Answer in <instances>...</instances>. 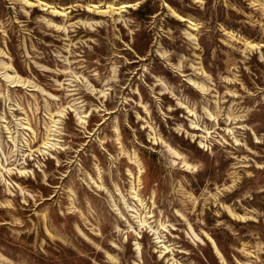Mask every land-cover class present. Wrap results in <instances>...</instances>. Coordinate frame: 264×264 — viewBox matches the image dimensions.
<instances>
[{
  "label": "rangeland",
  "instance_id": "obj_1",
  "mask_svg": "<svg viewBox=\"0 0 264 264\" xmlns=\"http://www.w3.org/2000/svg\"><path fill=\"white\" fill-rule=\"evenodd\" d=\"M0 264H264V0H0Z\"/></svg>",
  "mask_w": 264,
  "mask_h": 264
}]
</instances>
